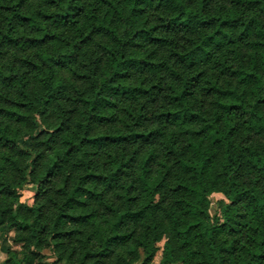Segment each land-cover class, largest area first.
Here are the masks:
<instances>
[{"label":"trees","instance_id":"obj_1","mask_svg":"<svg viewBox=\"0 0 264 264\" xmlns=\"http://www.w3.org/2000/svg\"><path fill=\"white\" fill-rule=\"evenodd\" d=\"M31 1L0 0V55L5 46L34 48L20 64L5 69L0 65V91L10 88L0 100V195L5 197L0 199V227L14 230L13 242L22 243L25 250L34 246L23 264H31L32 255L44 244L57 254L56 260L75 256L78 264H100L104 259H110L108 264H130L141 253L147 262L162 235L166 240L160 264H264V141L255 146L235 139L239 125L264 135V21L243 13L254 8L264 12V0H229L232 11L223 6L211 11L209 0H200L195 8L181 0H91L87 6L82 0H37V5ZM153 1L165 5L160 22L150 24L146 18L138 23ZM193 26L207 30L185 52H176L181 60L191 63L200 50L208 54L205 47L211 43L247 45L241 64L230 70L235 84L222 85L218 79L209 84L208 90L216 93V107L206 114L195 110L189 97L199 73L178 76L181 84L170 95L175 110L161 113L186 124L183 145L171 136L162 142L173 163V170L167 169L170 177L166 178L168 172L150 177L156 153L149 149L135 165L134 180L117 183L116 200L103 202L108 216L101 227L94 211L75 207L84 204L83 196L102 199L97 186H112L127 163L107 172L91 148L105 141L150 138L156 132L95 135L93 130L113 118L109 109L119 97L147 92L139 84L126 83L135 68L158 67V62L140 55L143 41L166 44L169 29ZM98 36L105 39L99 54L77 73L83 88L60 121L47 124L52 109L70 99L60 71H75L73 64ZM34 118L45 123L46 136L36 135L31 149L22 148L18 137L23 128L18 124H30ZM12 121L18 123L14 128ZM19 155L28 159L25 168L19 166ZM10 166L19 172V180L8 178ZM66 166L70 169L56 188L63 199L54 202L51 212L44 203L8 200H17V190L27 178L36 184L35 200L41 198ZM216 188L227 202H220L219 215L210 216L208 194ZM139 222V230L130 227Z\"/></svg>","mask_w":264,"mask_h":264},{"label":"rangeland","instance_id":"obj_2","mask_svg":"<svg viewBox=\"0 0 264 264\" xmlns=\"http://www.w3.org/2000/svg\"><path fill=\"white\" fill-rule=\"evenodd\" d=\"M91 0H82L87 6V3ZM191 7L195 8L200 3V0H181ZM37 0H32L31 3L37 5ZM44 4V2H42ZM223 6L224 8H230L232 11L233 5L229 0H209L208 7L211 11H215L218 7ZM106 7L103 6V9ZM165 11V5L159 4L158 2L149 3L141 17L138 19V23L142 19L147 18V22L150 24H157L158 18L161 12ZM235 12L242 11L241 9L235 10ZM245 16L255 15L262 18L264 21V12L260 8H254L251 11L244 10ZM160 22V21H159ZM207 29L203 26H193L190 29L187 28H172L166 32V36L169 41L166 44H154L144 40L142 45L138 48L140 55L143 58L158 62L157 68L145 67L142 69L135 68L132 70V75L126 79V83L129 85H141L144 89H147L146 93L139 94L137 96L119 97L113 107L109 109V113L112 114V119L101 125H97L93 130L96 135L98 133L105 134H129L132 131L136 132H153L150 134V138H140L132 141H119L110 142L105 141L94 145L91 150L95 152V156L98 158L97 163L99 166L104 165L107 172H112L120 165H126L123 171L119 169L115 180L113 179L112 186L108 183L99 184L97 190L103 191L104 195L101 199H92L87 196L81 197L84 204L76 205L78 211H94L96 213L95 220L100 222L101 227L104 226V218L108 216V210L104 203H109L116 200L115 191L117 190V183L122 184L124 182L134 180L136 176V164L139 162V158L147 153L149 149H153L156 153V157L151 165V178H158L164 176L165 172H168L167 177L171 175L173 170L172 160L166 157L163 151V139L165 136H171L175 139L177 145H183L187 138L186 124L181 123L180 120L171 121L163 117L161 113L172 112L175 110V104L170 98L172 90L181 84V77L178 76H192L197 72V83L190 86L192 93L190 94V102L193 103L195 110H203L206 114H210L215 105V91L208 90L209 84L218 79V83L224 85L230 81L235 84V78L231 75L230 70L237 68L242 60L243 55L248 50L247 45L243 41H234L231 44L224 43L222 46L217 47L211 43L205 47L208 50V54L204 51H198L193 55L192 62L181 60L176 52H185L192 46V40L196 41L201 32ZM67 32H72L70 28ZM105 39L103 37H95L94 41L85 47L83 55L73 64L76 70L63 69L60 71L61 78L64 81L68 96L65 101L63 100L62 105L55 109H52L51 114L46 119L47 124H56L60 121L61 115L64 111L68 110L71 106V99L77 94L79 90L83 88L82 81L77 77L78 72L85 71L88 59L95 60L96 55L100 52V46L104 44ZM36 50V49H35ZM0 55V65L5 69L8 68L9 64H20V58L24 55H30L34 52L33 47H29L25 50H17L14 47L5 46ZM176 72V75L173 73ZM71 83H74V87H71ZM5 88L3 92L0 91V100L3 102L2 95H7ZM75 89V90H74ZM13 90V89H12ZM248 92V89H246ZM70 93V95H69ZM264 112V104L262 110ZM11 127L14 128L17 124L10 122ZM18 127H22V133L18 137V143L22 148L31 149L33 144V138L37 135L38 139H42L46 136L42 131L47 130L45 123L41 122L39 118H34L30 124H18ZM11 128V129H12ZM158 130L162 131L163 135H159ZM235 139L237 141H244L251 143L255 146H260L264 141V135L257 133L253 129H248L243 125H239L235 132ZM42 147H40L41 149ZM2 149V148H1ZM4 152L5 150L2 149ZM94 156V157H95ZM18 163L21 168H25L28 159L26 155L18 156ZM13 168V166H12ZM8 178L19 180V172L12 171L11 166L8 168ZM69 166L64 167L58 178L51 183L49 191L44 194L41 198L35 200L36 184L32 183L29 178L23 182L20 188L17 190L18 198L13 200L8 197V200L25 203L31 205L35 202L44 203L45 209L49 212L54 210L55 203L60 202L63 197L56 193V188L60 185L65 172L69 170ZM123 169V168H122ZM170 169L171 171H168ZM15 170V169H14ZM117 171V170H116ZM15 172V173H14ZM65 173V174H64ZM19 174V175H18ZM76 174V173H75ZM115 180V181H114ZM116 182V183H115ZM4 195H0V199L3 200ZM227 202L225 196L219 191L218 188L213 189L208 194V213L210 216L214 214L219 215V204L220 202ZM55 202V203H54ZM104 202V203H103ZM107 212V214H106ZM136 226L137 230L141 227V222L131 223L130 227ZM14 230L6 231L3 227H0V264H5L6 260H11L15 264H23L25 255L32 250L34 246H30L29 249H24L22 243L13 242ZM166 240V236L162 235L161 238L156 241L155 245L157 250L153 255L152 259L144 262L143 254L138 258H133L130 264H160L161 252ZM37 250V249H36ZM141 252V249H139ZM38 255H32L31 264H78L75 256L72 258L65 257L56 260L57 254L53 253L49 248V245H42L38 249ZM110 259H104L100 264H108ZM166 264H181L180 262H172Z\"/></svg>","mask_w":264,"mask_h":264}]
</instances>
